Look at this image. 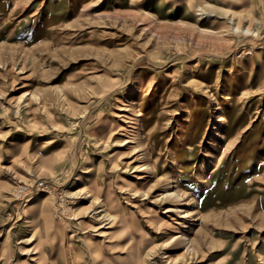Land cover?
Wrapping results in <instances>:
<instances>
[{"label": "rangeland", "instance_id": "rangeland-1", "mask_svg": "<svg viewBox=\"0 0 264 264\" xmlns=\"http://www.w3.org/2000/svg\"><path fill=\"white\" fill-rule=\"evenodd\" d=\"M41 256L264 264V0H0V264Z\"/></svg>", "mask_w": 264, "mask_h": 264}, {"label": "built area", "instance_id": "built-area-1", "mask_svg": "<svg viewBox=\"0 0 264 264\" xmlns=\"http://www.w3.org/2000/svg\"><path fill=\"white\" fill-rule=\"evenodd\" d=\"M47 187L48 186L42 182H38L34 184L24 183L15 187L12 195L14 199L18 201H22L34 192H38V191L47 192L46 191Z\"/></svg>", "mask_w": 264, "mask_h": 264}, {"label": "bare ground", "instance_id": "bare-ground-1", "mask_svg": "<svg viewBox=\"0 0 264 264\" xmlns=\"http://www.w3.org/2000/svg\"><path fill=\"white\" fill-rule=\"evenodd\" d=\"M248 31V30H247ZM247 33V32H246ZM248 34V33H247ZM224 120H225V116H224V114H221L220 116H218L217 118H216V125L218 126V127H220V126H222L223 125V122H224ZM165 196H167V197H170L171 196V193L170 194H166ZM102 211V210H101ZM166 211H170L169 209H166ZM98 216L100 217V218H104V219H109V217H108V215L106 214V213H102V214H98ZM166 256V255H165Z\"/></svg>", "mask_w": 264, "mask_h": 264}, {"label": "crops", "instance_id": "crops-1", "mask_svg": "<svg viewBox=\"0 0 264 264\" xmlns=\"http://www.w3.org/2000/svg\"><path fill=\"white\" fill-rule=\"evenodd\" d=\"M55 249V247H53L52 249H50V251H51V253H52V255H57V253H58V250H54ZM49 250H47V252L49 253L50 252ZM30 262L32 261V262H35L36 261V259H30L29 260ZM39 263L38 264H45L46 262H45V259H44V257L43 256H41L40 257V259H39V261H38ZM56 264H58V262L56 261Z\"/></svg>", "mask_w": 264, "mask_h": 264}]
</instances>
